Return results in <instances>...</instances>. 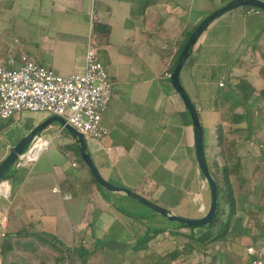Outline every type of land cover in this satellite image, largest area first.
Listing matches in <instances>:
<instances>
[{"label": "crops", "instance_id": "crops-1", "mask_svg": "<svg viewBox=\"0 0 264 264\" xmlns=\"http://www.w3.org/2000/svg\"><path fill=\"white\" fill-rule=\"evenodd\" d=\"M139 4L138 0H0V64L17 68L26 58L61 76L81 74L86 46L91 43L113 89L101 118L108 134L99 141H85L87 151L105 181L175 214L188 196L187 183L171 191L178 201L174 207L165 194L170 191L167 186L172 177L180 175L181 161L191 152L195 160L193 127L168 80L170 73L162 75L163 62L154 39L144 31L153 25L148 11L153 4ZM159 5L165 17L162 24L176 25L168 4ZM217 7L198 8L195 14L201 20ZM94 24L106 26L108 34H95ZM196 43L180 72L181 84L192 100L182 76L191 85L196 106L199 103L205 110L203 96L213 103L217 83L235 91L239 81L246 82L253 92L247 104L264 105L259 95L264 90V73L250 67L252 61L264 64V53L259 50L264 43V10L240 7L226 12L208 25ZM47 118L20 113L0 121V163L11 147ZM15 128L17 133L9 137ZM54 130L56 134L46 136ZM67 134L58 124L46 128L40 135L52 139L48 150L32 165L14 168L11 177L1 180L7 182L9 193L0 195V218L6 214L0 240L27 230L28 234L42 233L47 240L56 238L67 247L83 246L91 240L93 255L99 253L97 241L104 250L109 244L127 255L133 253L136 238L129 224L138 215L121 204L136 201L101 187L77 159L78 147ZM199 217L195 213L188 218ZM117 225L122 227L120 237H111ZM251 239V245L260 244L259 238Z\"/></svg>", "mask_w": 264, "mask_h": 264}, {"label": "rangeland", "instance_id": "rangeland-1", "mask_svg": "<svg viewBox=\"0 0 264 264\" xmlns=\"http://www.w3.org/2000/svg\"><path fill=\"white\" fill-rule=\"evenodd\" d=\"M138 1H142L144 4L146 2L147 4H153V8L148 10L150 11L149 15L153 16V19H150L153 25L150 29H144V31L154 39L152 41L154 42L155 51L160 59L162 58L164 68V70L162 68V75L169 74L186 34L203 19L200 20V16L195 12L201 8L214 7L215 3L206 0ZM162 2L168 4L166 7H169V16L177 22L176 25L169 26L167 22V24H162V19H165V17H162V6L159 5ZM162 30L165 32L162 33ZM196 46L197 43H195L193 49ZM259 48L264 53V43ZM254 66L261 73H264L263 63L258 65L252 61L250 67ZM182 81L193 100V90L190 88L191 85L188 79L182 76ZM216 86L217 90L213 94V103H209L208 98L203 96L201 106L205 110L200 109L199 103H197V108L200 110L198 114L200 123L203 124L205 129L203 140L208 168L218 175L219 172L216 170V166L222 167L224 165L222 150L217 147L216 141L218 127H221L224 136L223 155L230 161L228 170H232L230 171L232 173H230L229 180L235 199L234 215L229 218L228 207H223L224 213H222L221 219L223 222V232L221 234L223 236L214 240L213 236L220 231V227L217 225L211 231L212 238L201 242L198 239L204 233L202 228H197L193 232H189L188 229H178L174 226V223L169 222L147 206L139 202H126V204H121L124 210L132 211L134 214L144 217L134 219L129 224L136 239L142 236L146 229L164 228L165 231L161 234L152 235L151 233L147 248L129 255L124 250L115 249L109 244H107L108 247L105 251L103 247L101 248L102 243L97 241L98 247L96 250L99 253L91 256L88 264H245L247 262L246 247L254 243L251 237H257L260 241L264 240V105L254 106L253 104H247V101L232 111L230 99L221 102L222 94L225 91H231L230 86L221 87L219 83ZM250 93L252 96L253 92ZM236 95L240 98L239 100H242L240 94ZM254 108L256 109L255 112ZM213 111L217 114H214ZM236 114L244 115L246 120L241 121L239 124L232 123V116ZM16 133L17 128L8 136L13 137ZM56 133L57 130H54L47 133L46 136L50 137ZM88 139L86 138L87 142H89ZM75 154L76 156L79 154L77 149ZM79 158L77 159L80 160ZM197 169V164L191 152L187 158L181 161L178 167L180 175L172 177L173 185L182 187L185 185L184 182L187 183L188 196L183 200L180 207H177L174 211L178 216L188 218L198 213L199 218H201L209 208V188ZM12 170H14V167L6 175H11ZM100 172L102 175L105 174L102 169H100ZM228 220L229 226H226ZM225 227L226 232L224 233ZM119 228H122L121 225L115 227L111 237H120ZM31 236L28 234L20 237H6L9 243L12 244V251L7 252L4 256L0 254V264H55V258L59 257L61 253L56 252L54 248H50L48 245L38 246L36 244L35 246H29V248L23 247V245L34 242L33 238H30ZM4 242L6 240L1 239L0 246ZM57 245L59 249H63V252L65 249L72 250L78 247V245L70 247ZM83 248L92 250L93 241L89 240L83 243ZM100 252L104 254L103 257L99 255ZM174 254L176 256L172 258ZM59 264H80V261L74 258L71 262L70 258H65Z\"/></svg>", "mask_w": 264, "mask_h": 264}, {"label": "built area", "instance_id": "built-area-1", "mask_svg": "<svg viewBox=\"0 0 264 264\" xmlns=\"http://www.w3.org/2000/svg\"><path fill=\"white\" fill-rule=\"evenodd\" d=\"M206 1L221 6L231 0ZM219 86L223 84L219 83ZM112 89V82L98 58L97 50L89 42L81 74L61 76L53 69L26 58L21 59L17 68L8 69L0 64V121L20 113L57 116L83 135L85 140L99 141L108 134L101 125V118L110 102ZM51 142L52 139L40 134L35 136L17 157L13 167L20 169L32 165L42 152L48 150ZM0 188V195L7 197V182L0 181ZM5 223L4 213L0 218V226L5 227ZM245 255V264H264V240L260 244L248 246Z\"/></svg>", "mask_w": 264, "mask_h": 264}, {"label": "water", "instance_id": "water-1", "mask_svg": "<svg viewBox=\"0 0 264 264\" xmlns=\"http://www.w3.org/2000/svg\"><path fill=\"white\" fill-rule=\"evenodd\" d=\"M240 7H251L254 9L264 10V2L261 0H231L221 6L215 8L207 16H205L200 23L193 29L192 33L189 35L185 41L176 63L174 65L173 71L170 74L169 80L170 84L175 91V93L180 97L192 123L193 134H194V155L196 164L199 172L203 176L205 182L209 188L210 203L209 208L204 216L201 218H185L171 213L170 211L156 205L155 203L143 198L137 193L123 187H116L105 181L97 168L95 167L90 154L87 151V146L85 143V138L83 135L74 130L70 125H68L64 119L57 116L48 117L40 125L31 130L26 136H24L20 141L13 147L10 148L8 155L0 163V181L5 177L8 171L13 167L17 157L22 154L29 144L32 142L35 136L41 134L46 128L50 127L52 124H58L63 130H65L74 140L78 147L79 156L81 161L90 171L91 175L95 181L104 189L110 192L122 193L126 197L139 202L148 208H150L155 213L161 215L166 220L172 223H178L181 225H187L189 227H203L208 225L216 212L217 209V187L214 179L212 178L204 153V141H203V128L199 120L198 113L190 100L188 94L183 88L180 81V72L184 66L185 61L189 57V52L192 46L195 45L198 38L204 32V30L210 25L214 20L219 18L221 15L229 12L231 10Z\"/></svg>", "mask_w": 264, "mask_h": 264}, {"label": "trees", "instance_id": "trees-1", "mask_svg": "<svg viewBox=\"0 0 264 264\" xmlns=\"http://www.w3.org/2000/svg\"><path fill=\"white\" fill-rule=\"evenodd\" d=\"M140 3H144V2L140 1ZM143 6H144V4H143ZM144 8H146V5ZM144 8L141 9V10H143V12L145 10ZM193 29L189 33L186 34V36L183 40L182 46L180 47V49L178 50V52L176 54V59H175L173 66L170 69V74L173 71L174 65L176 63L178 55H179L185 41L187 40L189 35L192 33ZM93 32L95 34L103 35L105 37L108 34V28L106 26L94 24L93 25ZM192 50H193V46L190 49L189 56L191 55ZM180 81H181V79H180ZM234 89H235V91L237 90V92H239L242 100H239L240 98L235 94V91H230V90L225 91L221 97L222 98L221 102H225V100H227V99L231 100V106L233 108V109L231 108L232 111L235 110V108H237L238 106H242V104L247 102L251 96L250 92H252V90L249 88L248 84L244 81H239V83L235 86ZM259 95L264 100V90H261L259 92ZM192 103H193L197 113L199 114L200 110L197 108L195 102L192 101ZM244 120H246V117L244 115H237V114L233 115L232 119H231L232 123H234V124H239L241 121H244ZM216 141H217V147L222 150L221 154H222V157H224L223 158L224 165L222 167H218V165L216 166V170L219 172L218 175L216 173H213L210 170V168H208L211 176L213 177V179L216 183V187H217V209H216V212H215V215H214L212 221L205 227H199V228H202L204 230V233L198 239L201 242H204V241L212 238L213 234H211V231L217 225L220 227V231H218L216 233V235L214 234L215 235V236H213L214 240L220 239L223 236L221 234V232H223V230H222L223 222L221 221V219H222V215H223L222 213H224V211H223L224 206H227L229 209V218L233 217V215H234L235 199H234V196L232 193V188H231L230 180H229L230 173H232L230 171H232V170H230V171L228 170L230 161L228 160L227 157H225L223 155L224 136L222 134L221 127H218ZM77 153H78V149H77ZM204 153H205V146H204ZM78 155L79 154H77V156ZM206 162H207V159H206ZM207 165H208V163H207ZM199 175L202 177L200 172H199ZM9 177H11V175H6L2 180H6ZM202 179H203V177H202ZM175 186L178 187L177 185H173V183L171 185L167 186V188L170 189V191L166 192V194H165L166 199H168L167 201L170 202V204H174L173 207L176 205L175 203L178 202L176 200L175 193L171 192L175 189ZM162 199H163V201H165V198H162ZM137 218H144V217L138 216ZM226 224H227L226 226H229V220ZM174 226H176V228H178V229H181V228L188 229L189 232H193L195 229H197L196 227H189L187 225H181L178 223H174ZM164 231H165L164 228H158V229H153V230H147L146 229L144 231V234L135 240V246L133 248V253H135V252L138 253V252L143 251L147 248V244L150 240L151 233H152V235L153 234H161ZM26 232H27V230H23L19 233L13 234L12 236H6V237H20V236L28 235V233H26ZM225 232H226V227L224 229V233ZM30 235L33 236V237L31 236L30 238H33L34 242L23 245V247L29 248V246H33V245L35 246V244H36L38 246H47L48 245L50 248H54V250L56 252L61 253V255H59V257L55 258V264H59V262H61L65 258H68V259L70 258L71 262H73V259L76 258L80 261V264H88L89 258L91 256H93V254L95 253V250H86L85 248H83V246H78L77 248L72 249V250L71 249H65V251L63 252L62 251L63 249L62 250L59 249L58 245H57V244H59L60 246L63 247V244H61L56 238L51 237V238H49V240H47L45 238L46 236L43 235L42 233H31ZM5 240H6V242L2 243L0 246V254L2 256H4L7 252L12 251V249H11L12 244L9 243L7 238H5ZM175 256H176V254H174L172 258H174Z\"/></svg>", "mask_w": 264, "mask_h": 264}, {"label": "bare ground", "instance_id": "bare-ground-1", "mask_svg": "<svg viewBox=\"0 0 264 264\" xmlns=\"http://www.w3.org/2000/svg\"><path fill=\"white\" fill-rule=\"evenodd\" d=\"M0 191H1V188H0Z\"/></svg>", "mask_w": 264, "mask_h": 264}]
</instances>
